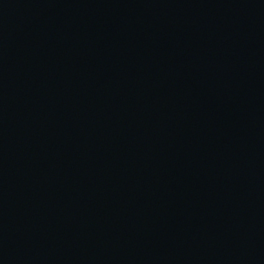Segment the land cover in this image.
<instances>
[{
    "label": "water",
    "instance_id": "95a60500",
    "mask_svg": "<svg viewBox=\"0 0 264 264\" xmlns=\"http://www.w3.org/2000/svg\"><path fill=\"white\" fill-rule=\"evenodd\" d=\"M0 264H264V0H0Z\"/></svg>",
    "mask_w": 264,
    "mask_h": 264
}]
</instances>
